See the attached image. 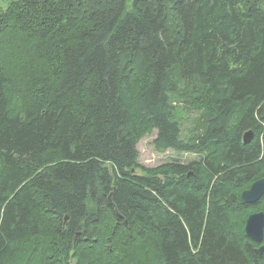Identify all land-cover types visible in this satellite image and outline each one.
<instances>
[{
    "label": "trees",
    "instance_id": "1",
    "mask_svg": "<svg viewBox=\"0 0 264 264\" xmlns=\"http://www.w3.org/2000/svg\"><path fill=\"white\" fill-rule=\"evenodd\" d=\"M128 1L0 7V264H264V0Z\"/></svg>",
    "mask_w": 264,
    "mask_h": 264
},
{
    "label": "rangeland",
    "instance_id": "2",
    "mask_svg": "<svg viewBox=\"0 0 264 264\" xmlns=\"http://www.w3.org/2000/svg\"><path fill=\"white\" fill-rule=\"evenodd\" d=\"M0 7L3 9H7L11 0H2ZM133 10V0H129L127 4L126 13L131 12ZM199 114L196 112L190 113V119L184 124V128H194L195 127V119ZM157 131H155L152 135L145 137L141 140L138 145V150L140 153L139 163L147 168H154L160 166L166 162L178 160L183 163H189L190 161L197 159L196 155L192 154H183L178 155L173 151H168L166 153H158L154 148V140L157 137Z\"/></svg>",
    "mask_w": 264,
    "mask_h": 264
},
{
    "label": "water",
    "instance_id": "3",
    "mask_svg": "<svg viewBox=\"0 0 264 264\" xmlns=\"http://www.w3.org/2000/svg\"><path fill=\"white\" fill-rule=\"evenodd\" d=\"M254 139L253 131L247 132L243 136V143L245 145L250 144ZM112 193L110 196V203H112ZM264 196V178L254 182L251 187L244 191L241 195V203L243 205H255ZM246 235L252 240L256 241L261 246L256 250L258 254L262 255L264 253V212L254 213L250 215L246 222L245 228Z\"/></svg>",
    "mask_w": 264,
    "mask_h": 264
},
{
    "label": "bare ground",
    "instance_id": "4",
    "mask_svg": "<svg viewBox=\"0 0 264 264\" xmlns=\"http://www.w3.org/2000/svg\"><path fill=\"white\" fill-rule=\"evenodd\" d=\"M261 212H264V211H261ZM257 213H259V212H257ZM245 228H246V226H245ZM251 239V238H250ZM254 241V240H253ZM256 242V241H255ZM263 245V244H262ZM257 250V249H256ZM257 252V251H256Z\"/></svg>",
    "mask_w": 264,
    "mask_h": 264
},
{
    "label": "flooded vegetation",
    "instance_id": "5",
    "mask_svg": "<svg viewBox=\"0 0 264 264\" xmlns=\"http://www.w3.org/2000/svg\"><path fill=\"white\" fill-rule=\"evenodd\" d=\"M258 249V248H257Z\"/></svg>",
    "mask_w": 264,
    "mask_h": 264
}]
</instances>
